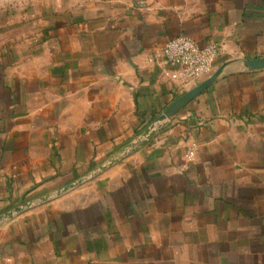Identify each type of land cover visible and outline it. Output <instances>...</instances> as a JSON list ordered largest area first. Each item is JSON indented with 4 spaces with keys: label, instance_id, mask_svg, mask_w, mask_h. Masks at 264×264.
<instances>
[{
    "label": "crops",
    "instance_id": "crops-1",
    "mask_svg": "<svg viewBox=\"0 0 264 264\" xmlns=\"http://www.w3.org/2000/svg\"><path fill=\"white\" fill-rule=\"evenodd\" d=\"M180 35L219 47L189 87ZM256 58L264 0H0V264H264Z\"/></svg>",
    "mask_w": 264,
    "mask_h": 264
},
{
    "label": "built area",
    "instance_id": "built-area-1",
    "mask_svg": "<svg viewBox=\"0 0 264 264\" xmlns=\"http://www.w3.org/2000/svg\"><path fill=\"white\" fill-rule=\"evenodd\" d=\"M162 50L168 65L175 69L177 77L187 87L195 85L211 73L219 53L216 44L210 43L200 47L193 38L186 35L170 39ZM193 155L194 151H190V157Z\"/></svg>",
    "mask_w": 264,
    "mask_h": 264
},
{
    "label": "water",
    "instance_id": "water-1",
    "mask_svg": "<svg viewBox=\"0 0 264 264\" xmlns=\"http://www.w3.org/2000/svg\"><path fill=\"white\" fill-rule=\"evenodd\" d=\"M244 65L250 70L264 68V58L245 60ZM222 69L223 67H220L219 69L214 71L208 78H206L203 82L193 87L192 89L187 91L185 94H183L181 97H179L176 101H174V103H172L167 108V110L160 117L159 120L161 121L166 118L172 117L177 112H179L181 109H183L192 99H194L198 94H200L205 89H207L214 82V80L221 73ZM11 215L12 213H9L7 216H11Z\"/></svg>",
    "mask_w": 264,
    "mask_h": 264
}]
</instances>
